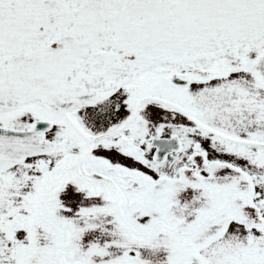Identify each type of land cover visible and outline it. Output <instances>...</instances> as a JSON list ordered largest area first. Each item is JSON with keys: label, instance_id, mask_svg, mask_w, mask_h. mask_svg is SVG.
Listing matches in <instances>:
<instances>
[{"label": "snow or ice", "instance_id": "snow-or-ice-1", "mask_svg": "<svg viewBox=\"0 0 264 264\" xmlns=\"http://www.w3.org/2000/svg\"><path fill=\"white\" fill-rule=\"evenodd\" d=\"M0 264H264V0H0Z\"/></svg>", "mask_w": 264, "mask_h": 264}]
</instances>
